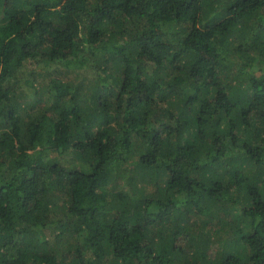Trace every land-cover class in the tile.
<instances>
[{"label": "trees", "instance_id": "1", "mask_svg": "<svg viewBox=\"0 0 264 264\" xmlns=\"http://www.w3.org/2000/svg\"><path fill=\"white\" fill-rule=\"evenodd\" d=\"M0 264H264V0H0Z\"/></svg>", "mask_w": 264, "mask_h": 264}, {"label": "rangeland", "instance_id": "2", "mask_svg": "<svg viewBox=\"0 0 264 264\" xmlns=\"http://www.w3.org/2000/svg\"><path fill=\"white\" fill-rule=\"evenodd\" d=\"M243 225H245V223H244ZM243 225H242V226H243Z\"/></svg>", "mask_w": 264, "mask_h": 264}]
</instances>
